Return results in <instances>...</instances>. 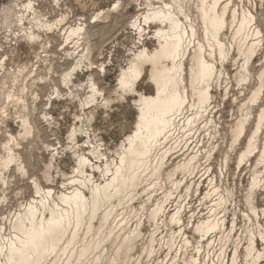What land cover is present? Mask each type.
<instances>
[{"label":"bare ground","instance_id":"obj_1","mask_svg":"<svg viewBox=\"0 0 264 264\" xmlns=\"http://www.w3.org/2000/svg\"><path fill=\"white\" fill-rule=\"evenodd\" d=\"M36 4L34 0H10L0 9L1 25L9 31L12 26L17 27L18 36L37 41L41 38L40 31L47 35L52 28L61 27L66 21L65 15H61L57 21L46 18ZM119 4L117 1L116 5ZM143 9L135 14L130 23L138 33L139 42L136 43H140L141 47H136L127 67L121 68L114 93L121 100L126 94L132 96L135 117L132 121H122L124 133L113 151L114 155H108L101 144L90 140L84 142L86 145L79 144L78 132H84L89 137L91 128L71 126L67 139L74 165L72 175L66 177L69 186L64 191H56L52 184L46 187L40 177H32L34 195L25 199V194H20L19 207L10 217V232L4 233L0 226V264H128L130 261L142 264L140 259L132 256L141 235V215H145L153 225V232L143 246V254L151 258L157 253L156 232L160 226L171 224L179 227L176 234L183 239L179 247L180 251L185 249L183 264H199V259L193 256L185 259L186 245L190 242L182 231L186 226L182 223L179 200L172 213L166 210V202L174 194L182 197L180 189L183 179H178L179 175L189 180L183 185L186 196L197 194L200 182L196 183L194 179L200 168H203L202 178L209 174L205 177H209L207 191L199 193L202 194L201 201L208 200L211 204L207 215L202 216L195 225L191 224L193 232L200 239L208 240V244L216 242L218 246L211 254L207 253L213 258L207 257L210 263H207V259L205 263L261 264L264 246L259 248L258 242L264 243V229H260L256 223L253 227H246L244 236H236L238 215L235 208H228L234 202V194L227 187L218 185L217 176L209 173L210 163L205 166L210 159H214L215 145L203 150L196 149L172 165L167 164V156L171 149L185 143L187 135L199 130L200 123L203 122L201 128L214 125L211 132H215L217 123L213 119L215 96L212 89L227 74L224 63L240 59L232 76L241 84L251 79L254 55L262 49L264 58L263 30L257 24L251 8L237 9L233 0H145ZM108 13H92L89 23L104 15L106 17ZM82 20L85 18L63 29L64 41L71 42L73 49L64 51V57L72 62L60 73L57 74L55 61L50 58H45L47 72L41 74L37 71L35 78L31 76L35 70L29 69L26 64L22 68L20 66L17 74L26 72L27 80H31L23 82L22 87L17 89L19 92L13 89L7 92V75L0 77V101L19 102L22 109L18 113L19 132L17 135L8 133L7 141L2 145L0 175L10 166H15L23 175L27 173L18 148L19 140L26 138L35 128L29 113H22L28 110V94L24 93L35 83L50 85L52 93L61 97L62 93L53 78L58 75L59 84L68 88L69 96L72 100H78L79 107L84 109L85 105H94L96 108L99 96L102 105L108 106L111 98L102 94L103 89L93 76L94 69L99 68L98 72L105 70L104 62L97 64L95 61V44L91 43L88 25ZM151 26L154 27L152 34L143 38L150 32ZM147 38L154 41L153 48L143 43ZM233 51H236L237 58ZM82 65L90 72L86 79L88 91L83 100L71 89V86H75L73 80L76 71L80 68L83 72ZM0 66H3L2 62ZM13 75H16L15 72ZM143 78H147L146 84L151 89L148 93L138 87ZM254 79L255 85L249 97L241 104V115L231 125L229 146V150H232L233 145L245 137L244 145L236 155L237 165L247 162L251 154L257 151L255 167L244 195L248 209L245 215L250 221L264 216V208L256 204L257 189L264 184V174L260 176L257 169L259 164L264 163V138H260L264 127V107H259L255 115L251 110L264 88V61ZM31 95L34 101L39 98L37 92ZM104 114L108 116L106 111ZM47 115L45 113L44 118ZM94 115L89 110L86 117L89 126ZM251 116L254 118L253 125L246 134ZM99 141L102 139L99 138ZM51 149L55 151L52 158L56 159L59 152L57 148ZM229 150L223 155L225 167L230 157ZM53 167L52 160L44 164L42 176L47 182L53 181ZM87 167L91 168V172ZM95 169L100 172L99 181L94 179ZM157 190H161V196L153 199ZM142 193L146 199L139 201L137 207L133 206V201L140 199ZM5 201L6 196H0V205ZM230 211L233 216L231 220L227 218ZM132 219H135V226L127 229ZM174 231L172 229L170 233L163 234L161 239L170 252L177 240ZM178 255L180 253L170 255V259L162 264H182L178 261ZM216 258L217 263H214Z\"/></svg>","mask_w":264,"mask_h":264},{"label":"rangeland","instance_id":"obj_2","mask_svg":"<svg viewBox=\"0 0 264 264\" xmlns=\"http://www.w3.org/2000/svg\"><path fill=\"white\" fill-rule=\"evenodd\" d=\"M9 1L10 0H0V9ZM34 1L37 3L36 6L45 14L44 16H46V18L51 20L55 19L54 21L60 19L61 15H65L67 18L61 27L58 26L52 28L53 30L48 32L47 35H45L43 31H40L41 33L39 34L41 38L37 39V41L28 40V38H25L26 36H18L17 27L15 28L12 26V30L9 31L7 27H4V25H1L0 23V62L3 63V66H0V77L7 75V92L9 90H16V92H19L17 89L22 87L23 82H30L31 79L27 80L26 72L21 75L17 74V69L20 68V66L22 68V66L26 64L25 66L29 69L35 70L31 74L33 78H35V73H37V71L41 74L47 72V60L45 61V58H50L55 61L54 65L57 74L60 73L63 68L68 67L72 60L65 58L63 53L65 50L73 49V47H71V42L66 43L64 41L62 35L63 29L70 23L78 22L79 19L85 18V20L82 21L86 22L88 25L90 41L92 44H95L96 48L95 61H97V64L104 62L105 66L104 71L102 70L98 72L99 68L94 69L93 76L98 86L103 89L102 94L111 99L108 106L104 107L102 105L101 97L99 96L96 108L94 105H85L83 109L79 107L78 100L71 99L68 88L63 86V84H59L58 75L53 78L56 86L60 89V94L62 93V98L56 97V93H52V89L49 88L50 85L40 82L35 83L29 88V91H25L24 94H28V96L26 95L28 110L24 112L22 111V113H29L28 115L35 122V128L33 129L34 131L32 130L31 133L26 136V138L24 137L22 140H19L20 145L18 151L22 155L27 173L23 175L21 172L17 171L15 166H10L9 169L6 170L7 172L3 171V174L0 175V196H6L5 203L0 205V226H2L3 232L7 234L10 232L11 227L10 217L18 209L19 203L21 202L20 194L24 193L25 199H29L34 195L31 187L33 176L40 177L42 184L46 187L49 186L48 184H52V187L56 191H64L69 186L66 177L72 175V166L74 165L67 139V132L71 126H82L85 127V129L86 127L91 128L89 137H87L88 135L84 132H78L79 144L86 145L84 142L87 140H90L92 143H99L101 144L103 151L112 156L114 155V149L123 137L124 129H122V121H132L135 117L132 96L126 94V99L124 98L121 100L118 99L114 93L117 88L118 75L121 68L127 67L128 60L136 51V47H141L140 43H136L139 42L138 33L131 27L130 23L136 13L144 10L143 7L145 0ZM117 1L120 3L118 6L116 5ZM233 4L237 9H240L241 7L251 8L252 12L255 14L257 24L262 28L264 33V2L261 3L259 0H233ZM138 8L140 9L138 10ZM99 11L109 12L106 16L108 18L104 15L94 23H89V18L92 13ZM153 29L154 27L151 26L150 32L145 34L143 38L146 36L149 37L152 34ZM11 32L12 34H10ZM143 43L149 48L154 47V41L152 39L147 38ZM232 53L235 54L237 58L238 55L236 54V51H233ZM263 61L264 58L262 57L261 49L253 57L251 79L243 84L238 83L232 76L237 68V64L240 63V59L237 60V62H234L233 60L225 61L224 64L227 69V74H225L212 89V93L215 96L214 103L212 104V106H214L213 119L217 123L216 130H218H215V132H217L216 136L215 132H211V128H214V125L207 126V128H201L203 126L202 122L198 126L199 130L187 135L185 143H181L177 145L176 148L171 149L167 156V164L172 165L179 159L183 158L186 154L196 151V149L203 150L207 149L210 145H215L216 151L214 159H210V162H207L205 166L210 163L211 170L209 173L217 176L218 185H221L223 188L227 187L234 194V202H231L232 205L228 208L231 210L235 208L238 215L236 221V236H244L243 233L246 227H253L256 223L259 224L260 229H264L263 215L258 219L253 218L252 221H250L245 215L248 213V209L244 201V195L248 189L251 172L255 167L254 160L257 156V151L255 150L251 154L247 162L244 161L240 165H237L236 155L243 147L245 137L243 136L240 141L233 145L232 150H229L231 143V125L241 115V104L249 97V93L255 85L254 75ZM81 68H83V72H81L80 68L76 71L73 80L75 86H71V89L78 98L83 100L88 91L86 79L90 72L86 71L85 65H82ZM14 72L16 75H13ZM146 80L147 78H143V80L138 83V87L148 93L151 89L146 84ZM18 82L20 84H18ZM35 92L39 94V98L36 100L37 102L33 100V95H31ZM49 96L50 100L52 99L51 101L48 100ZM251 107L252 115L256 114L259 107H264V88L259 99L254 102ZM20 109L21 104L19 102L17 104V102H9L7 99L0 101V155L3 153L1 149L4 142L7 141L8 133L17 135L16 133L19 132L20 122L18 113ZM31 109H33V111ZM89 110H92L95 114L91 121V126H89L90 124H88L86 119ZM105 111L108 113V116H105ZM45 113L46 115L48 114L46 118L43 116ZM75 115L80 117L76 118ZM253 121L254 118L251 116L250 121L247 123L246 134L249 133ZM110 123L112 124L110 125ZM36 127L38 132L35 130ZM99 138L102 139L101 142L99 141ZM260 138H264V127H262ZM47 144H49V146ZM51 148H57V151L59 152L56 153V159L52 158V153L55 151L53 150L52 152ZM84 149L86 150V147H84ZM228 150L230 157L228 159V165L225 167L223 163V155ZM50 160L54 163V167L51 170L53 181L47 182L42 175L44 164ZM257 169L259 170V175L262 176L264 174V163L259 164ZM87 170L91 172V168L87 167ZM63 173L66 175H63ZM202 173L203 168H200L196 173L194 181L196 183L200 182L199 192L193 194L191 197L186 196L183 186L185 182L189 180H185V177L182 175L178 176V179H183L182 187L180 189V195L182 194V197L179 198L178 194H174L169 200H167L166 210L172 213L179 200L182 209V223L186 226L182 231H184V236L190 242V244L186 245L188 251L186 250L185 259L193 256V258L199 259V264H207L210 263L209 259L213 258L212 255L209 257L207 253L211 254L214 249L217 250V243L211 242L208 244V240H204V238L200 239V236L193 232L191 224L194 223L195 225L198 220L202 219V216H206L211 204L208 200L201 201L202 194L200 195L199 193H205L207 191V182L209 178H205L209 174L202 178ZM93 174L95 180H101L99 170L95 169ZM259 187L260 188L257 189L256 204L259 208H264V184ZM160 196L161 190H157L153 195V199H158ZM145 199L146 196L142 193L140 199L133 201V206L137 207L139 204L138 202ZM232 217L230 211L227 218L231 220ZM141 220V235L135 243L132 256L137 258V260L140 259L142 264H162L170 259V255L180 253V255H178V261L183 264V253L185 249L180 251L179 248L180 242L183 239L176 234L179 227L171 224L159 227L155 235V249L157 250V253H154L150 258L143 254L142 251L149 235L153 232V225L147 221L145 215H141ZM134 226L135 219H132L128 223L127 229H133ZM170 227L175 229L174 233L177 235V240L174 242L171 252L165 247L164 241L161 240L163 234L172 231ZM199 246H201V249H198ZM263 246L264 243L261 244L259 241L258 247L262 248ZM199 250L200 252L198 253L197 251ZM207 257H209V259H207ZM205 259H207V263H205ZM213 262L217 263V258L213 260ZM262 263L264 264V256L262 257L261 264ZM128 264L134 263L130 261Z\"/></svg>","mask_w":264,"mask_h":264}]
</instances>
